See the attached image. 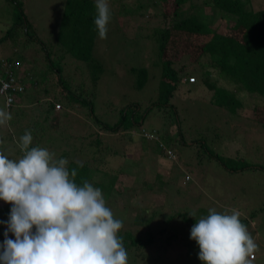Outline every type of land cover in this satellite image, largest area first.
Returning <instances> with one entry per match:
<instances>
[{"label": "rangeland", "instance_id": "374dc122", "mask_svg": "<svg viewBox=\"0 0 264 264\" xmlns=\"http://www.w3.org/2000/svg\"><path fill=\"white\" fill-rule=\"evenodd\" d=\"M18 1H23L28 23L39 38L37 41L24 37L26 41L19 45L14 44L15 46L0 43V58L17 57L22 53L31 63L20 58L21 71L32 64L39 77L44 74L43 71L49 74L47 65L42 64L45 51L41 42L52 50V54H56L55 65H58L56 58L61 52L57 48L56 37L65 0ZM96 1L107 7L108 14L112 12L113 16L109 22V30L100 35L93 50L103 69L96 85L93 86L90 80L84 81L85 85L79 90L80 96L88 99L90 91L95 92V113L109 123L116 120L115 113L130 103L135 102L142 111L149 107L140 127L131 131L134 133L132 140L129 141L123 133L104 134V143L117 149L118 154L107 153L106 165L101 167L107 170L111 169L108 166H112L113 171L121 167L124 171L119 174L117 183L120 193L109 199L107 204H101L105 205L99 212L103 224L114 226L115 230L111 231V235L124 230L141 235L144 221L149 217L154 209L151 206L156 202L159 203L155 205L159 211L158 218L161 216L164 220L170 217L172 222L169 225L175 227L180 236L170 239V242L156 243L153 254L157 249L160 254H165L162 245L168 244L167 256L171 264H242L245 254L251 252L255 254L254 264H264V130L259 123L251 120V116L256 112L254 106L262 105L264 98L258 93L242 91L226 77L222 78L217 70L209 68V81L234 93L241 101L242 107L236 114L213 102L216 92L201 82L197 74L191 75L196 77V84L186 86L184 82L180 83L167 105L150 108V103L157 101L160 68L157 66L155 44L147 34L149 30L162 24L160 7L152 6L154 9L143 13L139 5L149 0H123L126 12L120 14L119 6L122 1ZM200 1L195 3L200 4ZM253 5L264 6V0H253ZM188 6L189 3H186L183 9ZM201 7L210 23L221 24L219 31H222L228 16L222 14L224 20H221L220 12L202 5ZM15 11L16 6L10 0H0V34H4L6 27L12 24ZM137 67H145L149 73L145 85L140 89L135 87L136 75L131 70ZM197 69L198 67L191 71L198 73ZM67 71L72 72L71 84L73 82L74 86H77L79 71ZM29 75L28 73L27 76ZM73 87L70 86L69 90H74ZM33 91V88H28L26 94L30 95ZM15 102V105L8 108L0 96V125L5 129L11 126L12 132L10 142L6 143L5 150L9 152L7 156L12 155L18 142L20 147L22 146V140L16 133L21 129H28L29 124H24L38 115L36 106H33L35 103H31L27 97L17 98ZM126 111L129 109L124 112ZM71 113H68L70 117L74 112ZM80 117L89 119L84 112L80 113ZM54 120L52 113L48 125ZM3 122L8 125H3ZM154 130H161L160 132L169 136L162 140L163 146H160L161 143L157 140L160 133ZM84 131L83 129L81 133L71 119L63 124L57 133L58 144L44 149L45 154H49L45 173L53 184L57 183L59 174L70 160L60 155L61 151L71 149L68 144H62H65L68 138L72 137L76 144L80 152L77 156L90 159L92 149L85 152L79 147L80 142L77 139ZM142 131L150 133L152 138L147 135L142 137ZM180 132L187 144L180 143ZM45 138L49 140L47 136ZM193 140L204 141L205 144L193 143ZM44 143L49 145V142L41 140L40 148ZM205 147L217 152L228 166L207 158L204 155ZM121 150L122 156L119 155ZM168 151L174 152V160L169 158ZM8 163L10 165V162ZM242 163H251L255 167L242 169ZM15 164L23 167L20 161ZM33 167L37 166L34 164ZM36 171L40 174L37 168ZM157 171L160 178L152 184L157 194L154 196L149 190L137 192L140 190L138 186L144 181L154 180ZM133 172L135 177L132 180L133 174L130 173ZM98 175L95 174L94 177ZM29 177L32 178L31 175ZM129 181L130 184L125 187L124 183L128 184ZM165 191L167 193H164ZM73 194L61 198L62 205L43 199V196L46 198L44 193L33 195L30 199L28 197L26 200H31L29 209L38 219L25 221L26 213L21 205L12 209L4 208L0 210V227H6L8 222L23 221L25 228L18 227L13 232L19 233L18 238L26 240L24 245L28 247L24 248L28 255H33L37 250H33L32 245L39 251L45 239L53 235L45 229L43 221L50 230L68 231L69 227L62 226L72 217L75 209L83 208L81 198L77 193ZM35 220H40L41 226L35 223ZM44 264L60 263L51 259L45 260Z\"/></svg>", "mask_w": 264, "mask_h": 264}, {"label": "trees", "instance_id": "16d2710c", "mask_svg": "<svg viewBox=\"0 0 264 264\" xmlns=\"http://www.w3.org/2000/svg\"><path fill=\"white\" fill-rule=\"evenodd\" d=\"M119 1H122L119 6L122 14L126 12L125 4L123 0ZM196 1L198 2V0H149L150 3L145 1L139 5L143 13L154 9L152 6H158L161 10L160 15L163 16L162 24L155 26L147 34L155 44L157 66L159 65L160 68L158 97L157 101L150 103V108L167 105L178 85L183 82L186 86L190 85L187 77L197 74L201 82L216 92L213 102L236 114L242 107L241 101L234 93L210 82L208 69L217 70L222 78L226 77L242 91L258 93L264 98V6L255 7L253 0H201L200 4L195 3ZM10 2L16 6L14 20L6 27V32L0 34V43L15 46L14 44L19 45L27 38L37 40L39 37L28 23L23 1L10 0ZM186 3H189V6L183 9ZM201 5L220 12L221 20H224L222 14L228 16L227 24L222 31H219L220 23H210ZM108 12V8L103 7L96 0H65L56 37L57 48L61 52L56 58L58 65H55L56 54H52V50L41 42V47L45 51L42 64L47 65L49 73L43 71L44 74L40 76L42 78L36 74V68L32 64L31 67L20 70L22 62L20 58L31 63V60L22 53L17 57L0 58V79L8 80L14 77L18 84L22 85L21 89L11 87L0 92L5 106L11 108L16 104L15 99L27 97L31 103H35L33 106H36L38 114L24 124H29L28 129H21L16 133V136L22 140V146L20 147L19 142L17 147L14 145V151L10 156H7L9 152L5 148L12 135L11 126L5 129L0 125V175H3L0 176V210L21 205L26 213L25 221L31 222L37 216L30 211L31 200L28 199L42 193L46 195L43 199L62 205L61 198L72 196L75 192L81 198V207H83L75 209L72 217L62 226L69 227L68 231L50 230L43 221L45 229L47 228L53 235L45 239L39 251L32 245L31 248L37 250L33 255H28L24 248L27 246L24 245L26 240L18 238L19 233L13 232L18 227L25 228L23 221L8 222L6 227L1 226L0 264H44L45 260L51 259L58 260L60 264H166L168 262L171 264L167 256L168 244L162 245L165 254H160L159 249L153 254L156 243L170 242V239H177L180 236L176 228L169 225L172 222L170 217L164 220L161 216L158 218L159 211L156 210L158 207L155 205L159 203L154 202L151 206L154 209L145 219L141 235L129 230L114 232L111 235V231L115 230L114 226H105L99 214L101 208L105 206L101 204H107L109 199L115 198L120 193L117 183L119 174L124 171L121 167L114 171L112 166H108L111 169L107 170L101 167L106 165L107 153L118 154L117 149L104 143V134L123 133L130 141L134 134L131 131L140 127L144 116L149 112V107L142 111L138 104L130 103L126 108L122 107L115 113L116 120L109 123L95 113V92L90 91L88 99L80 96L79 90L85 85L84 81L90 80L93 86L96 85L99 73L103 69L93 50L100 35L109 30V22L113 15L112 12L109 14ZM197 67L198 73L191 71ZM70 69L73 71L76 69L80 73L76 87L73 82L71 84L72 72L67 71ZM131 70L136 75L135 87L142 88L148 79V69L137 67ZM1 85L0 81V87ZM70 86L74 90H69ZM28 88L34 89L30 95L26 94ZM11 97L13 102L7 105L6 99ZM170 105L174 107L172 103ZM126 109L129 111L124 112ZM253 109L256 112L251 116L253 117L251 120L259 123L264 130V103L254 106ZM71 112L74 114L70 117L68 113L72 114ZM82 112L89 118L88 120L80 117ZM52 113L55 120L51 121L49 126L47 122ZM71 119L81 133L83 129L85 130L84 134L77 138L80 142L79 147L85 152L92 149V155L90 159L87 157L81 159L77 156L80 152L72 137L68 138L67 142L62 144L64 146L68 144L72 150L65 149L60 155L70 160L60 174L53 172L59 174L57 183L53 184L45 173L49 154H45L44 149L58 144L57 133L61 130V126ZM3 125L8 124L3 122ZM154 131L160 133V136L157 134V140L162 144L159 145L163 146L162 140L169 136L160 132L161 130ZM145 134L151 135L144 132L142 137ZM181 134L180 132V143L187 144ZM41 140L49 142V145L44 143L40 148ZM196 142L205 144L204 141L193 140V143ZM119 152L122 156V150ZM204 155L219 161L225 167L228 166L217 152L208 147H205ZM19 161L22 162L23 167L15 164ZM7 162H10V165ZM34 164L37 167H33ZM242 166V169L255 167L251 163H242ZM95 174L99 175L94 177ZM130 174H133V180L135 173ZM30 175L32 178L29 177ZM159 178L160 173L157 171L154 180L152 182L143 180L137 192L149 190L151 194H157L152 184L154 185ZM130 182L124 183V186L127 187ZM35 223L41 226L40 220L38 222L35 220ZM247 259L248 254H245L242 264ZM255 260H252V264Z\"/></svg>", "mask_w": 264, "mask_h": 264}, {"label": "built area", "instance_id": "2783aa9c", "mask_svg": "<svg viewBox=\"0 0 264 264\" xmlns=\"http://www.w3.org/2000/svg\"><path fill=\"white\" fill-rule=\"evenodd\" d=\"M0 81H1V84H2L1 87H0V92L6 91L8 88H11V87H16L18 89L22 88V85L18 84V82L15 80L14 77H10L8 80L0 79ZM188 82L189 83H195L196 82V78L195 77H189L188 78ZM11 102H13L12 97L6 99V104L7 105L10 104ZM145 135H147L149 138H151V135H149V134H145ZM168 156L172 160H174L176 158V155L172 151H168ZM253 259H255V254L254 253H249L248 259L245 261V264H252V260Z\"/></svg>", "mask_w": 264, "mask_h": 264}, {"label": "clouds", "instance_id": "9594fccd", "mask_svg": "<svg viewBox=\"0 0 264 264\" xmlns=\"http://www.w3.org/2000/svg\"><path fill=\"white\" fill-rule=\"evenodd\" d=\"M191 77H193V76H191ZM188 78H189V77H187V80H188ZM195 83H196V82H195ZM195 83H191V84H195ZM186 178H188V176H187ZM251 253H253V252H251ZM248 255H249V254H248ZM244 264H245V262H244Z\"/></svg>", "mask_w": 264, "mask_h": 264}]
</instances>
